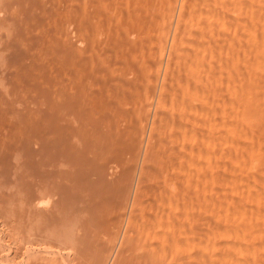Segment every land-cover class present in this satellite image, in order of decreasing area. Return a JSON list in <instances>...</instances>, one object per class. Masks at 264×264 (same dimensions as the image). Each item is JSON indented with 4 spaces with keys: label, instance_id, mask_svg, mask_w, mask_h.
Here are the masks:
<instances>
[{
    "label": "bare ground",
    "instance_id": "1",
    "mask_svg": "<svg viewBox=\"0 0 264 264\" xmlns=\"http://www.w3.org/2000/svg\"><path fill=\"white\" fill-rule=\"evenodd\" d=\"M0 264H264V0H0Z\"/></svg>",
    "mask_w": 264,
    "mask_h": 264
},
{
    "label": "rangeland",
    "instance_id": "2",
    "mask_svg": "<svg viewBox=\"0 0 264 264\" xmlns=\"http://www.w3.org/2000/svg\"><path fill=\"white\" fill-rule=\"evenodd\" d=\"M170 43H171V41H170ZM170 46V45H169ZM169 56V53H167V57ZM139 168V167H138ZM134 186H135V183H134ZM75 194L77 195V198L76 197H74L75 195H73L72 196V200H71V202H72V204H73V206H75V205H78L79 203H80V200H79V197H78V194L75 192ZM74 198H75V200H74ZM75 202H77L78 204H75ZM130 203H132V202H130ZM129 203V206H128V208H127V213L129 214V211H130V208H131V205L132 204H130ZM197 204H198V202H197ZM80 205V204H79ZM127 220V219H126ZM193 227H192V230L194 231H192V234H191V241H193L192 243H190L191 244V246H190V249H192L191 251L193 252V253H198V251H199V248L201 247V245H200V240L199 239H201V235L203 234V228H204V225H203V221H202V218L198 215V206L196 205V207H195V218H194V222H193ZM200 224V225H199ZM125 228H126V224H124V227H123V231L125 230ZM200 235H198L197 233ZM196 233V234H195ZM194 234V235H193ZM198 235V236H197ZM196 242V243H195ZM199 244H198V243ZM196 245V246H195ZM194 246V247H193ZM196 247V248H195Z\"/></svg>",
    "mask_w": 264,
    "mask_h": 264
}]
</instances>
